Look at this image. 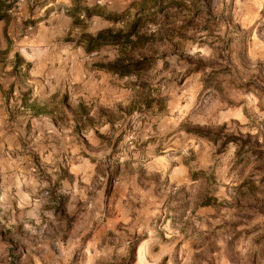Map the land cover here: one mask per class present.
I'll return each instance as SVG.
<instances>
[{"label": "rangeland", "instance_id": "374dc122", "mask_svg": "<svg viewBox=\"0 0 264 264\" xmlns=\"http://www.w3.org/2000/svg\"><path fill=\"white\" fill-rule=\"evenodd\" d=\"M30 1L33 11H12L15 29L28 13L41 15L28 32L43 24L41 2ZM192 1L70 0L79 9L77 22L55 36L65 43L71 30L87 47L84 35L139 22L143 40L126 51L143 61L140 68L121 76L96 66L125 54L110 41L91 43L80 57L98 94L81 99L89 121L80 120L77 99L43 101L82 145L77 157L63 158L61 169L67 173L74 164L76 184L105 188V200L114 188L125 192L129 243L119 264H138L137 248L145 253L141 264H264V0ZM86 9L94 14L86 16ZM10 60L5 54L2 66ZM18 115L7 113L9 130H16ZM193 127L219 131L216 143L190 132ZM22 133L49 132L33 121ZM228 135L239 140L219 146ZM61 142L68 151L69 143ZM60 195L66 193L60 189ZM3 229L9 228L0 224V264L65 262L62 245L43 241L37 229L2 236ZM105 243L111 248L114 241L97 246ZM70 259L66 264H88L80 253Z\"/></svg>", "mask_w": 264, "mask_h": 264}, {"label": "crops", "instance_id": "0c3cea01", "mask_svg": "<svg viewBox=\"0 0 264 264\" xmlns=\"http://www.w3.org/2000/svg\"><path fill=\"white\" fill-rule=\"evenodd\" d=\"M37 2H41L38 9L44 11L45 18L41 20L43 24L32 32L26 30L27 25H38V16L41 15L35 17L28 13V17L20 19L19 29H15L12 18L16 7L19 14L24 13L25 8L33 11L35 6L29 0H17L10 11L9 21H0V224L9 228L8 231L3 229L1 235L37 229L43 241L54 240L62 245L63 264L72 255L76 260L79 253L86 257L88 264H102L100 258L103 264H119L120 257L127 254L125 248L129 243L123 230L126 228L125 215L129 211L125 207V192L113 187L107 197L111 201H107L105 188L98 190L90 183L79 187L77 176L72 177L74 164L67 173L61 169L63 158L77 157L78 147L82 148L77 135L65 129L53 114H33L49 110L47 103L43 102L49 96L73 98L81 103L82 98L98 96L92 86L94 78L83 69L84 61L80 59L88 51L86 45L72 39L71 30L66 35L69 41L55 42V36L61 30H68L67 24L73 21L70 0ZM44 41L45 47L38 45ZM5 54H9L11 59L8 67L2 66L4 63L1 62ZM26 67L29 69L25 70ZM31 104L34 108L30 109ZM11 111L20 114L15 116L18 124L14 131L8 128L13 121L7 118ZM33 121L49 132L48 135L24 136L23 129ZM61 141L69 143L68 151L60 148ZM98 142L96 140L92 144ZM26 144L43 145L30 151ZM60 189L66 195L61 196ZM115 227L118 230H113ZM72 228L76 231L71 234ZM110 238L114 241L111 248L106 243L105 248L98 247ZM144 254L142 248H137L138 264H141Z\"/></svg>", "mask_w": 264, "mask_h": 264}, {"label": "trees", "instance_id": "16d2710c", "mask_svg": "<svg viewBox=\"0 0 264 264\" xmlns=\"http://www.w3.org/2000/svg\"><path fill=\"white\" fill-rule=\"evenodd\" d=\"M17 0H0V21L3 20L5 23H7L10 19V11L15 6ZM194 2H197V0H193L192 4L194 5ZM156 4V3H154ZM198 6V5H197ZM152 6L148 7H139L137 9L138 14H141L142 12H145L146 8H151ZM123 13V12H122ZM71 16L73 17V21L77 22L79 9L77 7H73L71 10ZM94 13H92L89 9H86V16H91ZM120 13L118 15L121 16ZM139 25L138 19L135 18L129 23H127L125 29L118 30L115 32H111L109 30L105 32H98L96 35H84L86 41L89 43V46L87 45V49L90 50L91 43H93L95 46H99L102 42L110 41L113 43H119L123 46V49L125 50V54L122 57L117 58L116 60L109 62V63H98L96 66L100 68H104L108 71H111L113 73H117L121 76L128 74L131 70H135L141 67L143 64V61L136 60L132 61L130 57L127 56V49L133 50L136 46V44L140 43L143 38L138 33L137 27ZM2 54L5 53V51L1 52ZM14 68V67H13ZM29 108H34V104L29 105ZM78 109L80 112V120L81 118H84L83 120L85 122L89 121L90 118L87 115V111L82 103H78ZM41 113L45 114H53V111L44 109L42 111H35L33 114L38 115ZM190 132H194L195 134H198L201 137L208 138L209 140L216 143L217 137L219 136L218 132L209 130L207 128H199V127H193L192 129H189ZM239 140V137L235 135H228L224 138V140L221 141L219 146H223L229 142H237ZM115 144V143H114ZM243 146V143L240 144V147ZM262 153V152H261Z\"/></svg>", "mask_w": 264, "mask_h": 264}]
</instances>
